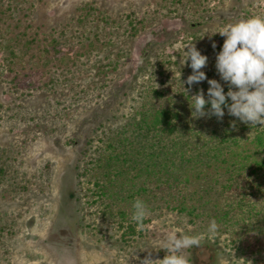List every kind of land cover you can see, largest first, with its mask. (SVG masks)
<instances>
[{"label":"rangeland","instance_id":"rangeland-1","mask_svg":"<svg viewBox=\"0 0 264 264\" xmlns=\"http://www.w3.org/2000/svg\"><path fill=\"white\" fill-rule=\"evenodd\" d=\"M252 15L264 0H0V264H162L171 234L198 239L188 264H264L209 231L217 179L201 185L199 217L169 197L125 241L78 177L95 130L125 122L148 85L207 98V80L187 84L189 44L227 92L216 70L226 37L210 32Z\"/></svg>","mask_w":264,"mask_h":264},{"label":"trees","instance_id":"trees-1","mask_svg":"<svg viewBox=\"0 0 264 264\" xmlns=\"http://www.w3.org/2000/svg\"><path fill=\"white\" fill-rule=\"evenodd\" d=\"M130 23L135 27L134 19ZM192 96L175 82L148 85L125 122L97 128L78 167L80 184H88L84 196L105 219L119 223L126 241L151 220H132L136 199L145 202L147 215L171 197L179 212L199 217L201 185L217 179L215 231L229 233L248 255L263 254L264 127L243 123L227 109L222 120L194 118Z\"/></svg>","mask_w":264,"mask_h":264},{"label":"clouds","instance_id":"clouds-1","mask_svg":"<svg viewBox=\"0 0 264 264\" xmlns=\"http://www.w3.org/2000/svg\"><path fill=\"white\" fill-rule=\"evenodd\" d=\"M217 33L226 39L216 56V70L220 79L230 87L225 92L220 80L208 79L206 72L202 70L207 65L208 57L193 43L189 44L185 51L186 58L182 56L181 61H190L193 70L187 78V84L191 86L205 80L209 84L207 98L202 89L192 96V115L194 118L215 116L222 120L227 109L230 116L243 123L264 127V16L252 15L210 32L213 36ZM215 46L214 43L213 47ZM206 105L210 107L206 109ZM133 209L132 220L142 224L147 217L145 202L136 199ZM215 229L216 223L213 221L209 231ZM198 242L193 236L169 235L162 248L167 250V255L162 259L163 264H188L183 250L197 245ZM150 261L145 260L144 264H150Z\"/></svg>","mask_w":264,"mask_h":264}]
</instances>
